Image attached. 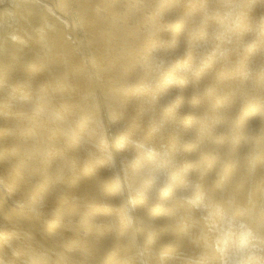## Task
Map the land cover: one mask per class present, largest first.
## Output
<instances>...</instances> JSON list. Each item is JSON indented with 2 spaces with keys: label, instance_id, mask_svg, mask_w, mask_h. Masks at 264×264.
I'll return each mask as SVG.
<instances>
[{
  "label": "bare ground",
  "instance_id": "obj_1",
  "mask_svg": "<svg viewBox=\"0 0 264 264\" xmlns=\"http://www.w3.org/2000/svg\"><path fill=\"white\" fill-rule=\"evenodd\" d=\"M188 244L264 264V0H0V264Z\"/></svg>",
  "mask_w": 264,
  "mask_h": 264
},
{
  "label": "rangeland",
  "instance_id": "obj_2",
  "mask_svg": "<svg viewBox=\"0 0 264 264\" xmlns=\"http://www.w3.org/2000/svg\"><path fill=\"white\" fill-rule=\"evenodd\" d=\"M250 2H251V4H252V1H249L248 2V4L250 5ZM247 4V5H248ZM259 10H257L256 12H257V14L258 15H260V13L262 12V11H260V10H262L261 8H258ZM260 11V12H259ZM257 14H255V15H257ZM151 19H152V17H150ZM163 25H166L165 23H163V22H161ZM235 22H233V24H234ZM198 30H196V32H197ZM250 37V36H249ZM251 37L252 38H254V37H257V34H256V32L255 33H253L252 32V35H251ZM251 40V39H250ZM164 238H166V239H168L169 237L168 236H165ZM164 238H162V240L164 239ZM184 242H187V241H184ZM189 243V242H188ZM190 246V247H189ZM194 248H196V249H194ZM198 249V246H197V244H188L187 245V247L186 248H184V249H182L181 250V256L179 257V259L177 260L176 259V262L174 263V261H171V264H181V262L182 261H184L185 259H186V257H188V255H193V254H195V253H197V250ZM189 250V251H188ZM196 250V251H195ZM190 251H192V252H190ZM186 252V253H185ZM183 255V256H182ZM182 259V260H181Z\"/></svg>",
  "mask_w": 264,
  "mask_h": 264
}]
</instances>
